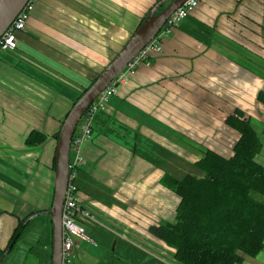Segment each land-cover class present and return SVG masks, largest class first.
<instances>
[{"label": "crops", "instance_id": "crops-1", "mask_svg": "<svg viewBox=\"0 0 264 264\" xmlns=\"http://www.w3.org/2000/svg\"><path fill=\"white\" fill-rule=\"evenodd\" d=\"M157 1L38 0L16 48L0 51V250L31 215L0 264H10L5 257L18 252L30 228L41 227L44 237L54 135ZM197 3L162 53L91 117L76 185L95 222L83 225L91 242L76 240L72 264H180L150 230L174 221L179 199L165 177L190 175L205 151L229 158L239 135L224 121L235 111L256 132L264 167V0ZM33 131L46 136L36 147L26 143ZM45 238L51 245V234ZM45 250L39 262L50 264ZM238 264H264V247Z\"/></svg>", "mask_w": 264, "mask_h": 264}, {"label": "trees", "instance_id": "trees-1", "mask_svg": "<svg viewBox=\"0 0 264 264\" xmlns=\"http://www.w3.org/2000/svg\"><path fill=\"white\" fill-rule=\"evenodd\" d=\"M224 123L239 135L229 158L205 151L195 162L201 177H165L166 187L179 199L174 221L150 230L174 250V258L180 264H238L241 254L254 257L264 247V167L256 161L262 144L239 111ZM58 134L54 135L56 139ZM45 138L33 131L26 143L36 147ZM52 169L55 170V156ZM30 217L18 223L6 248L0 250V262Z\"/></svg>", "mask_w": 264, "mask_h": 264}, {"label": "built area", "instance_id": "built-area-1", "mask_svg": "<svg viewBox=\"0 0 264 264\" xmlns=\"http://www.w3.org/2000/svg\"><path fill=\"white\" fill-rule=\"evenodd\" d=\"M38 0H28L22 11L16 16L10 27L0 38V51L5 52L16 48V34L23 32L28 23L30 13ZM197 0H187L177 8L158 31L156 36L141 49L139 53L127 64L112 82L99 94L78 122L70 144L68 185L62 208V259L61 264H72L76 240H87L84 224H93L95 219L91 212L82 207L76 179L80 166L84 163L81 156V147L92 138L91 117L98 111H104L113 95L117 94L118 87L127 83L130 75L145 63L150 56L162 53V45L175 30V28L197 7ZM87 114V115H86Z\"/></svg>", "mask_w": 264, "mask_h": 264}, {"label": "water", "instance_id": "water-1", "mask_svg": "<svg viewBox=\"0 0 264 264\" xmlns=\"http://www.w3.org/2000/svg\"><path fill=\"white\" fill-rule=\"evenodd\" d=\"M28 0H0V38L22 11ZM187 0H160L149 11L121 51L110 61L91 86L75 102L59 130L55 151V183L53 198L48 212L51 222L50 264H61L62 224L61 215L68 185L70 144L78 125L92 102L124 70L127 64L158 33L169 16ZM166 4V5H165ZM165 5V6H164ZM161 11L157 13L160 9Z\"/></svg>", "mask_w": 264, "mask_h": 264}, {"label": "rangeland", "instance_id": "rangeland-1", "mask_svg": "<svg viewBox=\"0 0 264 264\" xmlns=\"http://www.w3.org/2000/svg\"><path fill=\"white\" fill-rule=\"evenodd\" d=\"M189 171L192 172V173H190V175H192V176H194V174H195V177L196 176L197 177L202 176L201 172L195 167L194 168L190 167ZM260 199H262V198H260ZM49 220H50V216L48 214L47 215L46 228H44V230H43V235H44L43 238L39 237L41 234V227L40 228L35 227L32 230V232H31L32 228H30L28 230V233L26 234V236L23 238L22 247L19 248L18 252L16 251L15 253L10 254L7 258L5 257L4 261L9 262L10 264H19L21 261H24V264H41L39 261H40V258L42 256L41 252L45 246L48 247V250L47 251L45 250V254H46V252L47 253L49 252V256H50L51 245L49 243H47V239L45 238L46 235H48V237H50V234H51V223H49ZM36 241L38 242V246L34 245V248L32 249L31 252L27 251V246H26L27 243L33 244ZM241 256H245V255L241 254Z\"/></svg>", "mask_w": 264, "mask_h": 264}]
</instances>
